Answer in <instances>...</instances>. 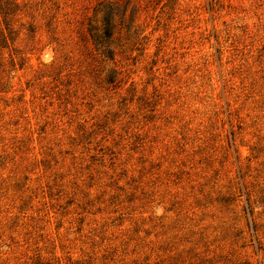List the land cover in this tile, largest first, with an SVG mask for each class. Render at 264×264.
Listing matches in <instances>:
<instances>
[{"label":"rangeland","instance_id":"1","mask_svg":"<svg viewBox=\"0 0 264 264\" xmlns=\"http://www.w3.org/2000/svg\"><path fill=\"white\" fill-rule=\"evenodd\" d=\"M0 264H264V0H0Z\"/></svg>","mask_w":264,"mask_h":264}]
</instances>
